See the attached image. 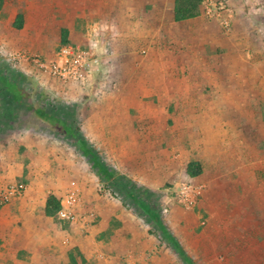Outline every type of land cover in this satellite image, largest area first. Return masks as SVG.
<instances>
[{"label":"rangeland","instance_id":"rangeland-1","mask_svg":"<svg viewBox=\"0 0 264 264\" xmlns=\"http://www.w3.org/2000/svg\"><path fill=\"white\" fill-rule=\"evenodd\" d=\"M240 2L234 25L230 0H205L200 16L181 24L190 32L184 46L119 57L123 63L112 56L82 88L40 63L50 65L66 46L106 55L69 29L96 0H5L0 264H185L126 197L132 185L196 264H264V0ZM201 28L209 37L202 45L195 36ZM211 33L219 37L214 44ZM2 78L28 105L44 99L70 108L80 137L113 179L97 172L78 139L12 104ZM192 162L202 167L194 178ZM14 186L21 195L3 202L2 192ZM71 191L79 193L76 219L47 216L49 196L62 203Z\"/></svg>","mask_w":264,"mask_h":264},{"label":"crops","instance_id":"crops-1","mask_svg":"<svg viewBox=\"0 0 264 264\" xmlns=\"http://www.w3.org/2000/svg\"><path fill=\"white\" fill-rule=\"evenodd\" d=\"M230 4L235 10V16L232 18L233 24L236 25L240 22L239 18L245 5L240 0H230ZM175 7L176 0H96L89 13L84 12V19L76 21L79 26L76 28V23L73 22V27L69 29L72 34H77L76 37H80L78 41L83 40L81 44L92 45L95 52L98 46V51L106 53L101 58L96 57L100 64L95 75L101 70L104 62H108L115 55L121 61L124 57H135L141 53L147 57L151 49L163 45L178 48L184 46L190 32L188 33L186 28L183 29L181 24L192 19L176 22ZM236 32L234 30L231 37L235 47V39L238 37ZM195 36L200 45L209 38L202 28ZM209 36L211 43L218 41L216 34L211 33ZM236 55L234 52L232 58L236 59ZM224 69L227 68H221V71Z\"/></svg>","mask_w":264,"mask_h":264},{"label":"trees","instance_id":"trees-1","mask_svg":"<svg viewBox=\"0 0 264 264\" xmlns=\"http://www.w3.org/2000/svg\"><path fill=\"white\" fill-rule=\"evenodd\" d=\"M4 3L5 0H0V8L4 5ZM202 3L203 0H176L175 21L182 22L200 16ZM16 26L18 29H21L23 27L22 16L17 19ZM1 80L5 89L11 97L12 104L19 105L18 108H27L29 111H33L41 121L52 126L63 136L70 137L72 139H78L83 154L93 163V166L97 169V172L104 175L108 180L113 179V174L108 172L101 159L94 153L92 149H89L85 141L80 137L79 128H75L72 123L74 115L70 108H64L63 111H59V106L57 107L51 101H44V99L42 100L43 102H45L44 105L42 104L39 107L28 105L26 101L27 95L22 90H20V88L16 84L7 81V79L5 78H2ZM9 87L14 89L15 91L11 92ZM201 173L202 167L199 162H192L189 164L188 174L190 177H197ZM135 190L136 186L132 185L129 190H126V197L134 201L138 205V207L146 214L149 220L159 229L165 240H167L171 244L173 249L178 252L179 256L182 258L185 264H196L182 249L181 245L177 242L175 237H173L168 231L162 219L159 217L156 209H154L146 201L141 199V196L138 197ZM61 208V201H59L54 195L49 196V198L47 199L45 210L47 216H54L61 210Z\"/></svg>","mask_w":264,"mask_h":264},{"label":"built area","instance_id":"built-area-1","mask_svg":"<svg viewBox=\"0 0 264 264\" xmlns=\"http://www.w3.org/2000/svg\"><path fill=\"white\" fill-rule=\"evenodd\" d=\"M226 25L228 26L227 23ZM99 64L98 58L90 57L85 52H81L71 46L64 47L58 54L57 59L50 65L40 63L46 72L59 79V81L63 83H75L82 88L90 85L94 73L99 69ZM21 193V187H10L2 192L1 200L8 202L11 198L20 196ZM78 202L79 193L77 191L69 192L61 203L62 208L59 211V215L63 219L75 220V208Z\"/></svg>","mask_w":264,"mask_h":264}]
</instances>
